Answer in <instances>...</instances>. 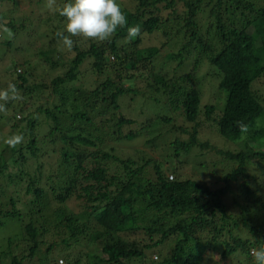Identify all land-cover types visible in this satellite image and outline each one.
I'll list each match as a JSON object with an SVG mask.
<instances>
[{
	"label": "trees",
	"instance_id": "obj_1",
	"mask_svg": "<svg viewBox=\"0 0 264 264\" xmlns=\"http://www.w3.org/2000/svg\"><path fill=\"white\" fill-rule=\"evenodd\" d=\"M133 1V9L121 3L128 24L109 41L89 39L88 48L75 41L70 52L59 50L56 35L38 52L34 42L22 40L31 19L14 15L20 0L0 2L11 6V15L0 12V24L14 33L8 39L0 31V51L7 49L10 59L0 89L14 83L22 96L7 104V114L0 113L10 127L7 134L0 130V264H31L35 257L39 264L70 262L66 252L90 245L86 264H251V249L264 245V98L254 90L264 78V35L252 32L264 19V0ZM58 18L63 17L57 11L46 14L30 38L48 39L44 33ZM173 19L179 22L176 32L165 25ZM136 25L140 35L128 40V28ZM156 32L167 37L163 48L144 47L141 35ZM172 45H182L168 55L177 68L158 67ZM186 60L187 70L178 74ZM89 61L93 73L106 76L91 91L78 87ZM204 64L220 75L221 101L215 104L203 105L197 87ZM140 81L153 91L146 97L150 108H158L146 125L121 114L122 102L134 106L145 96ZM179 119L188 128L175 126ZM237 121L249 131L241 133ZM168 126L188 138L172 141L168 152L174 154L163 152V164L155 131ZM16 133L24 140L9 147L4 141ZM206 133L246 149L219 150L201 140ZM256 137L263 148L250 146ZM140 138L147 139V149L129 156L110 145ZM197 150L202 156L213 150L235 166L214 172L212 182L189 177L187 157ZM11 165L19 172L6 173ZM21 183L32 195L26 212L9 195V186ZM48 236L52 240L44 241ZM173 242L172 254L163 257Z\"/></svg>",
	"mask_w": 264,
	"mask_h": 264
},
{
	"label": "rangeland",
	"instance_id": "obj_2",
	"mask_svg": "<svg viewBox=\"0 0 264 264\" xmlns=\"http://www.w3.org/2000/svg\"><path fill=\"white\" fill-rule=\"evenodd\" d=\"M6 0H0V2H3ZM29 0H25L21 2V10L19 12V14H14L16 17L20 16V18H23V16L29 17L32 21V27H31V20L28 22V30L30 32H26L25 38H23V41H30V42H34L37 48L38 52H41L42 50H44V44L48 43L47 41L50 40H56L55 37V33L58 30H62L66 27V23L67 20L65 17L58 18L56 21L53 22L52 25L49 26V30H47L44 34H48L49 38L46 39L45 41H41L42 38H30L31 35L30 33H35L36 28L38 26V21L40 20H44L46 18V14L49 13L54 14V12L56 11H50L47 10L46 11V1H44L45 3H42L41 5L37 6V2L38 0H33V4L32 6L28 5ZM120 3H123L124 6H126L129 9H133L135 2L133 0H119ZM62 4H64L62 1L58 0L57 1V5L58 6H62ZM164 5V4H162ZM11 8V6L7 3L5 4H1L0 3V12L1 13H6L7 15H11L9 13V9ZM41 8V9H40ZM167 11V12H166ZM162 12V15L167 18L170 14H171V10H166ZM58 12V11H57ZM174 20V21H173ZM171 21L168 22V24H165L168 27V30H170L171 28H174V31L176 32L179 28L178 24L179 22H177V20L175 21V19H173ZM39 28H37L38 30ZM45 28L42 29V31H44ZM165 30V29H164ZM256 31L258 33H260L261 35H264V19H262L258 24L254 25L252 28V32ZM27 33H29V36L27 37ZM40 35V34H39ZM44 37V36H43ZM141 38L143 39L144 42V47L149 48V47H159L160 49L163 48V44H165L166 41V35L163 34L162 32H156L153 35H148V34H142ZM74 41H77V43H80V46L83 48H88L89 44H90V40L89 39H84L83 37H73ZM176 39H174L175 42ZM57 45H59L57 43ZM182 46V45H181ZM181 46H171L169 48L165 49V53H163V55L161 56V58H159L156 63L157 66H164L167 69H169L171 66H173L174 68H177V64L173 63L172 64V60L168 59V55L169 54H173V53H177L179 52V49ZM6 51L7 49L3 48L2 51H0V79L4 78L3 75V68L10 62L9 57L6 56ZM66 51V50H65ZM64 52V51H63ZM111 60H113V58H111ZM170 62V64H168ZM189 64V61H185V66L178 70L177 69V73L178 74H182V72L187 70V66ZM83 75H82V80L79 81L78 87L80 88H87L88 90H94L97 85H99L101 82L104 81L106 76H101V75H96L95 73H93L92 71V61H89L83 68ZM61 71V70H60ZM199 76H198V81H197V87L200 90V92L202 91V101H203V105L205 104H215L218 103L219 101H221L220 96L218 95V83H219V72L215 71L214 69H212L209 65L204 64L200 67L199 69ZM55 74H60V73H55ZM48 80V79H47ZM138 87L140 88V91L142 93L145 94V96L143 97H137L136 100H138L137 102L135 101V105L134 106H129L130 101L127 99L126 105L124 102H122L123 108L121 111V114L123 113L124 115L127 116V118H131L136 120L137 122H139L141 125H146L147 123V119L151 117V112L150 111H156L158 110L157 107H152V105L148 104V102L146 101V97H148L150 94H152V90H150V88L147 87V83L144 81H140L138 84ZM254 90L259 94V96H262L264 98V78L258 82H256L254 84ZM20 119L19 115H18V120ZM138 125V124H137ZM136 126H134L133 128L135 129ZM175 126H186L185 128H188V124L186 125V123L182 120H178V123H176ZM0 130L4 131L7 134V131L10 130V127L8 124H6V122L4 120L0 119ZM129 129H124V134L127 135V133L129 131H127ZM158 133V137L156 138L155 142L157 143V145L160 147L161 150L157 151V155H162V160H163V164H165V162L167 161V156L163 155V152H168V150H170L171 148V143L172 141L176 140L177 138H181V140L186 141L188 136L186 135H182V134H176V131H174L173 129L170 130V126H168L167 129H156V131ZM46 134V133H45ZM45 134L41 135V138H44ZM48 135V134H47ZM201 140L204 141H209L213 146H216L219 150H233L234 153L239 152L240 150H244L246 149L245 144L240 143L238 144V146H234L233 144H235L234 142L228 141L226 139H224L223 137L216 135V133L211 134V133H206L204 135H202ZM47 142H49V144L51 145V149L53 150L56 145H53L52 140L50 138V136H47ZM146 138H140L138 140H133V141H122V142H111L110 145L113 146L116 151L120 154V152H123L125 155H132L134 154L136 149H140L141 151H144L145 149H147L146 146ZM131 143V144H129ZM250 146L252 148H254L255 150L263 148V144H262V138L261 137H256L254 138L251 142H250ZM233 145V146H232ZM46 150V149H45ZM197 153H193L191 154L189 157H187V164L186 165V175L190 177V175L193 178L198 177V179H201L202 177L205 178V181L208 182H212V179L214 177V172L219 173V175L221 174H225L228 173L229 170L231 169V166L234 167L235 164L234 163H230L228 160H226L225 158L223 159L222 156L216 154L213 150L207 152L206 156H202L203 152L200 150L195 151ZM169 153V152H168ZM156 154V153H155ZM154 156H157L155 155ZM169 154H174L173 153H169ZM47 165L53 163L52 161H47ZM161 162V161H160ZM200 164H205L203 167L204 169H202V165ZM207 164V165H206ZM17 168L14 167V165L10 166L9 169H7L6 173H12V174H16L19 172V170H16ZM64 169V168H61ZM60 169L57 168L56 173L59 172ZM35 173V172H34ZM208 174V175H206ZM205 175V176H204ZM213 176V177H212ZM189 177H184L185 178H189ZM24 178V177H23ZM22 180V179H21ZM17 184V182L15 183ZM22 186H16V185H10L9 186V195H13L15 197V199L17 200L18 204H17V209L23 212L27 211L28 207V203L27 200L32 198V195H27L25 192V188L26 185L22 184ZM264 197V194H263ZM229 204L234 203L232 201V199H229ZM8 228L11 229V231H15L16 230V226L14 224H12V226H9ZM7 228V229H8ZM2 231V230H1ZM4 232V231H3ZM1 232V234L3 235L4 233ZM244 239H248L247 236L244 237ZM28 240H30V238L28 237ZM45 240H49L51 241L52 238L51 237H45ZM55 243V242H54ZM26 244H30V241H28ZM172 245H174V242L169 246V253L168 251L165 252V255L163 254L162 256L165 257L170 256L172 254L173 251V247ZM92 245H90L87 248L84 249H80V248H74L71 250V252H66L67 254H69L70 257V262L65 261V259H60L63 260V264H74L77 262V260H80V264H86V252H88L91 249ZM47 246L43 245L42 246V252H46ZM166 250H168V246L166 248ZM252 256V255H251ZM59 260L58 264H62L61 261ZM155 261H158L154 258ZM252 263L253 262V257H252ZM206 261V260H205ZM39 260L37 257H35L34 260L31 261V264H39L38 263ZM54 264V263H53Z\"/></svg>",
	"mask_w": 264,
	"mask_h": 264
},
{
	"label": "clouds",
	"instance_id": "obj_3",
	"mask_svg": "<svg viewBox=\"0 0 264 264\" xmlns=\"http://www.w3.org/2000/svg\"><path fill=\"white\" fill-rule=\"evenodd\" d=\"M45 7L50 11H58L59 15L67 20L66 27L56 32L60 51H71L75 45L73 37H83L100 42L109 41L118 28L127 26V14L119 0H71L62 6L57 0H46ZM0 31L7 33L12 39L14 33L6 25L0 24ZM140 35L139 25L128 28V40ZM22 99L14 83L7 88L0 89V113L7 114V104ZM241 133H247L249 126L243 121H237ZM24 136L21 133L13 134L4 141L9 147L15 148L21 144ZM254 264H264V245L251 249Z\"/></svg>",
	"mask_w": 264,
	"mask_h": 264
}]
</instances>
